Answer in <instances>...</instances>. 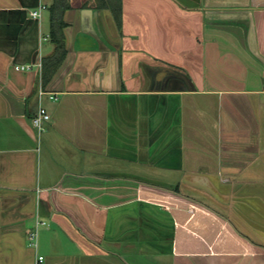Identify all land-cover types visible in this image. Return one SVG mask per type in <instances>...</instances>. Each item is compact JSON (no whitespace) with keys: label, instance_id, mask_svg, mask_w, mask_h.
Returning a JSON list of instances; mask_svg holds the SVG:
<instances>
[{"label":"crops","instance_id":"1","mask_svg":"<svg viewBox=\"0 0 264 264\" xmlns=\"http://www.w3.org/2000/svg\"><path fill=\"white\" fill-rule=\"evenodd\" d=\"M54 4L0 0V264H264V0H65L44 84Z\"/></svg>","mask_w":264,"mask_h":264},{"label":"trees","instance_id":"2","mask_svg":"<svg viewBox=\"0 0 264 264\" xmlns=\"http://www.w3.org/2000/svg\"><path fill=\"white\" fill-rule=\"evenodd\" d=\"M65 0H55V4L52 9V31L51 37L57 43V53L54 57L45 59L43 61V83L47 84L55 70L61 65L66 50L63 43V35L61 33L62 21L60 16L57 14V8H61V3ZM101 3H104L106 6H110L113 13L117 18L120 17L121 13V0H100ZM59 4V5H58ZM59 6V7H58ZM119 16V17H118Z\"/></svg>","mask_w":264,"mask_h":264},{"label":"built area","instance_id":"3","mask_svg":"<svg viewBox=\"0 0 264 264\" xmlns=\"http://www.w3.org/2000/svg\"><path fill=\"white\" fill-rule=\"evenodd\" d=\"M45 8H46L45 5H40L39 9H37L31 13V16H33L35 18L40 17L41 11ZM39 66L41 67V65H39ZM16 69L17 70H30L31 66H21V67L17 66ZM45 94H46V92L43 89H41L39 91L40 97H42ZM50 99L56 100L57 98L54 95H50ZM50 119H51V115L48 113L47 109L42 104H40L38 106L36 115L33 117L32 123H33L34 127L37 128L39 130V132H41L44 129V123L49 121ZM29 239H30V245L32 247L36 248L38 246V243H37L38 233L37 232L32 233L30 235ZM40 260H43V257H40Z\"/></svg>","mask_w":264,"mask_h":264}]
</instances>
